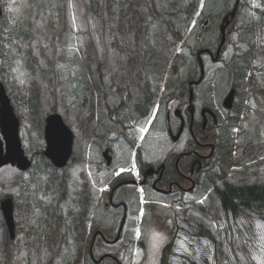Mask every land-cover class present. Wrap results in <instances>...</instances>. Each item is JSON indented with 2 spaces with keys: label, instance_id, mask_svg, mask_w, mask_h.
<instances>
[{
  "label": "flooded vegetation",
  "instance_id": "af4514ba",
  "mask_svg": "<svg viewBox=\"0 0 264 264\" xmlns=\"http://www.w3.org/2000/svg\"><path fill=\"white\" fill-rule=\"evenodd\" d=\"M206 1L186 0L196 6L193 18L133 19L130 32L117 36L116 51L123 58H116L112 79L97 83L96 101L93 96L90 103L84 100L82 206L78 212L69 205L73 211L66 213L72 214L70 225L77 223L73 232L79 234L86 264H185V247L197 252L198 211L185 215L187 224H197L191 231L183 229L180 213L198 206L207 167L224 142L219 129L230 120L238 93L231 80L217 76L227 65L222 55L231 20L221 45L220 26L229 11L213 38L211 20L202 16ZM239 1L230 12L235 14ZM144 6L155 8L153 0ZM193 28L197 31L190 33ZM220 62L223 66L216 67ZM42 206L37 200V211ZM0 226L1 258L2 248L12 242H7L5 221ZM43 239L18 249L31 244L36 258L43 255L37 245L44 246L50 255V243ZM134 249L140 256L132 263ZM49 261L42 258L43 264Z\"/></svg>",
  "mask_w": 264,
  "mask_h": 264
},
{
  "label": "rangeland",
  "instance_id": "374dc122",
  "mask_svg": "<svg viewBox=\"0 0 264 264\" xmlns=\"http://www.w3.org/2000/svg\"><path fill=\"white\" fill-rule=\"evenodd\" d=\"M196 1L200 3L201 0ZM98 2L102 4L104 0ZM185 2L186 0H153L156 13L161 17H181L182 14H166L175 12L180 4ZM234 4L235 0H207L204 3L202 16L211 20L213 38L219 36L220 21L227 11L232 10ZM141 5L143 18L153 17L152 12L144 4ZM0 6V28L3 29L0 31V64L4 60L3 54L6 59L9 57L8 64L0 67V82L4 85L14 113L19 119L18 135L21 147L31 162V166L25 171L12 164L0 167V200L11 198L13 201L16 235L13 239L7 236V242L12 244L6 249L2 248L0 260L2 264H43L42 258L45 261L50 258V264H86L84 251L80 249L76 233L73 232L77 223L70 225L72 214L66 213V210L73 211L72 206L80 212L82 206L80 129L84 113L82 108L71 113L73 108L70 94H66L71 84L70 78L74 79L73 84L81 87V79L85 74L83 59L89 57V66L92 67L91 84L95 86L90 89V93L84 91L82 103L85 99L90 103L92 96L96 101L97 83L109 82L117 63L116 58H123V54L119 55L116 51L113 36L123 37L127 33H117L103 15L100 17L86 10L83 0L66 1L63 7L65 23L62 31L60 30V40L51 38L45 26L49 17H57L56 3L51 4L50 0H0ZM263 7L264 0L239 1L234 22L231 23L227 35V46L223 50L222 59L227 65L217 76L223 80H231L232 83L227 80L228 84L236 85L237 101L231 116L228 115L230 120L225 122L222 130L219 129L221 134H224V142L220 146V153L208 165L209 179L200 189L199 210L195 216L198 217L201 234L198 253L191 252L193 260L197 261L196 264H264V214L252 206L243 213L236 212L231 217L233 214H227L222 209L213 189L216 185L223 186V180L253 182L248 171H242L236 162L230 166L223 163V160L229 159L227 147H230L231 143V157L235 160L238 154H243V166L255 171L264 184V23L259 20L257 12L263 10ZM15 20L20 23V36L11 29V23ZM29 21L33 25H30ZM153 24L156 23L152 22ZM187 28L188 26L186 30ZM258 28L262 29L260 33ZM196 31L193 28L190 33ZM207 33L210 38L209 32ZM10 35L12 41L21 46L29 39L31 56L19 55L15 47L4 45L3 40ZM125 40V37L121 38L119 44L123 46ZM253 43L257 45L256 51L250 48ZM260 49L262 54H259ZM247 63L250 67L245 69L244 64ZM219 66H223V63H217L216 67ZM254 67L255 69H252ZM101 70L104 78L99 73ZM239 70L245 72L246 77L249 71L254 72L260 86L251 90L242 82L240 84L236 75ZM51 79L56 81L54 92L50 88ZM217 80L219 81L218 78ZM50 113L60 114L74 134L72 153L67 165L62 168L50 164L43 154L44 123ZM68 120L75 121L73 127ZM0 140L3 141L1 133ZM257 144L258 148L253 149ZM257 158L258 161L253 160ZM223 175L224 178L220 181L219 176ZM37 200L43 204L39 211L36 207ZM257 206L263 208L264 203L261 202ZM165 208L167 209V205ZM192 208H188L189 217ZM180 214L184 217V230H193V224L197 226L192 221L187 224L184 220L185 213ZM143 226L141 225V228ZM2 235L0 226V238ZM39 236H51L55 240H46V243H50V255L44 246L37 245L43 255L35 258V248L31 244H37ZM26 242L31 244L23 245L24 249L20 251L18 247ZM185 252H188L186 247ZM139 256V250L134 249L131 254L132 263H135Z\"/></svg>",
  "mask_w": 264,
  "mask_h": 264
},
{
  "label": "trees",
  "instance_id": "16d2710c",
  "mask_svg": "<svg viewBox=\"0 0 264 264\" xmlns=\"http://www.w3.org/2000/svg\"><path fill=\"white\" fill-rule=\"evenodd\" d=\"M67 0H50L51 4H55L56 3V7H57V17L55 19V15L52 17H49L47 22L45 23V26L48 29V34L51 36V38L60 40L61 39V35H60V30L62 31L63 29V25L65 23V16H64V11H63V7L65 5ZM85 3V9L88 10L89 12H92L93 14H96L98 16H104V18L111 24V26H113V29H116V32L118 33V31L122 32V33H129L130 32V25L133 21V19H137V18H142L143 14H142V5L146 3V0H104V2L102 4H99L98 0H83ZM192 0H190L191 2ZM193 2V1H192ZM59 3V4H58ZM189 4V3H188ZM188 4H184L182 6H180L178 8L179 12H184V16L185 17H192V14L195 11L196 6L191 4L190 7L188 6ZM47 5V4H46ZM102 6V7H101ZM101 7V8H100ZM150 11L152 12L153 17H161V15L159 16L156 11V8H151ZM258 12V16H259V20H263L262 23H264V9L263 10H257ZM169 14H167L168 16ZM2 19V18H1ZM2 21V20H1ZM5 20H3L4 22ZM30 25L31 22L29 21ZM11 29L12 32H14L16 35H21L22 32L19 30L18 27H20V23L18 21H14L13 23H11ZM32 28V26H30V29ZM263 28V27H262ZM2 28H0V31L2 32ZM262 31L261 28H258V32L260 33ZM12 35V34H11ZM8 36L6 37L3 41H4V45H9L12 47H15L14 49H16L17 54L19 55H23V54H28L31 56V48L30 45L28 44L29 39H26V44H24L23 46L15 43L12 41V36ZM28 37L29 34H27ZM113 41L116 44H118L116 35L113 36ZM259 41L260 38H259ZM39 43V42H38ZM28 45V46H27ZM41 45V44H40ZM251 50L256 51L257 50V45L255 43L252 44V46H250ZM13 50V49H11ZM259 51V50H258ZM263 51L262 49H260L259 54H262ZM3 57V62L0 64V67L5 66L8 64V60L9 57L6 56L4 57V54L2 55ZM89 62H90V58L87 57L85 59H83V71H84V75L81 77V82L82 85L81 87L73 84L74 79L70 78V86L68 87L67 90V95H69V98L71 100V105H72V114L73 112L78 109V108H82L84 102L82 103V100L84 99V91L87 90L90 93V89L94 88L95 84H91V75H92V67L89 66ZM245 69L247 67H250V65L244 64ZM252 67V65H251ZM99 69V68H98ZM252 69H255L252 68ZM253 73V75H252ZM237 78L240 80V82H242L243 85H247V87H249L251 90L255 89L256 87H259L260 84L257 82V79L255 78V74L254 72L249 71V74L247 75V77L245 76V72L239 70L237 72ZM56 86V81L54 79H51V84H50V88L52 89V91L54 92ZM92 91V90H91ZM11 95V93H9ZM264 95V93H263ZM264 100V97L262 98ZM68 122L70 123L71 127H73V124H75V121L72 120H68ZM232 146L233 143H231L230 147H227L228 150V155H229V159L228 160H223V163H225L227 166H230L233 162H236V164L238 166L241 167L242 171H248V173L251 175L252 177V183L251 182H229L226 180H223V186L219 187V186H215L213 189L215 191V193L217 194V197L219 198L221 207L224 211L230 212L233 215H231V217H233L235 215L236 212H242L244 210H247L248 208L254 206L257 210H259L260 212H262L264 214V206L263 208H261L260 205L261 202L264 203V184L261 183L262 181L260 180V177H258V175L256 174L255 171H250V169L247 166H243L244 164H242V158H243V154H238L237 159H233L231 157V152H232ZM258 144L255 145L254 147H252L253 149H257ZM255 161H258L257 159H253ZM260 162V161H259ZM225 171L223 172V174L225 175ZM223 176H219V179L222 180L224 178ZM215 183V182H214ZM201 208H205L204 206H201ZM207 233V232H206ZM201 234V232H200ZM41 236H43L41 234ZM209 236V235H208ZM200 237V236H199ZM46 238H52L51 236H46ZM43 237L39 236V240H42ZM44 240V239H43ZM52 240H55L52 238ZM185 262L188 263H193L192 259L190 258H186Z\"/></svg>",
  "mask_w": 264,
  "mask_h": 264
},
{
  "label": "water",
  "instance_id": "95a60500",
  "mask_svg": "<svg viewBox=\"0 0 264 264\" xmlns=\"http://www.w3.org/2000/svg\"><path fill=\"white\" fill-rule=\"evenodd\" d=\"M1 15V8H0ZM234 11L230 12L233 17ZM229 23V15H226L221 24L222 38L220 45L225 40V28ZM232 94V91L230 95ZM229 97L226 105L231 106ZM19 119L15 115L13 106L6 93L4 85L0 82V167L10 163L16 165L19 169H26L31 164L29 158L25 155L21 147L18 135ZM45 148L43 154L48 157L55 166H64L72 151L73 134L71 129L65 124L58 113L48 114L45 118L44 126ZM4 217L7 221L9 233L14 234L13 207L11 198H6L1 203Z\"/></svg>",
  "mask_w": 264,
  "mask_h": 264
}]
</instances>
